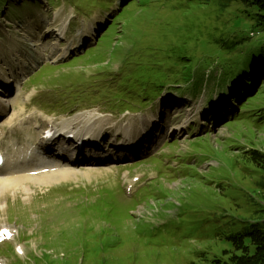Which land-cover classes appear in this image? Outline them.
I'll return each mask as SVG.
<instances>
[{
  "label": "rangeland",
  "instance_id": "1",
  "mask_svg": "<svg viewBox=\"0 0 264 264\" xmlns=\"http://www.w3.org/2000/svg\"><path fill=\"white\" fill-rule=\"evenodd\" d=\"M63 1L66 4L62 3ZM46 2L48 1L44 0L42 4L45 5ZM6 5H8V2L0 1V8ZM18 5L20 7H15L5 14L0 11V20L2 22L6 20L10 25L4 28L1 33L5 31L12 34L17 26L27 25L31 27L30 32H32V35L33 32H39V36L32 43L36 47L25 48L20 55V60L17 62L11 61L13 48L16 46L15 38L5 39L4 37L2 39L3 44H0V112L6 110L5 115L0 117V123H3L0 126V134L4 135L1 147L6 149H11V142H16L14 134L17 138H26L30 135V132H25L26 129L29 131L28 124H18V121H25L32 111L39 110L43 99L47 98V102L51 103L49 96L57 90L61 79L66 80L68 78V76H63V73L68 74L71 72V78L74 74H80V79L75 82L79 85L86 83L94 75L93 71L96 70L95 66L98 62L106 57L108 58L114 45L126 41L133 35L135 25L133 28L131 26L139 17L158 24L165 34H170L176 42L180 41V44L176 46L168 44L170 49L183 57L181 53L182 44L192 59L188 64L193 70L192 74H194V70L197 73L194 85L199 84L203 76L205 80L209 81L207 86L210 88L225 85V81H221L225 69H229V66L237 61L238 53L236 49L245 46L239 42L240 40L236 39L237 36L246 37L250 32L252 41L259 44L261 39H264V31L261 28L251 27L250 22L242 17L245 9L248 8L244 0H151L146 7L134 8L130 17L126 19L131 28L129 31L128 25L119 20L106 28L97 46L82 50L74 56L75 58L72 57L73 59L68 58L56 64H50L46 61L39 68L40 70L34 72L35 74L28 73L27 75L19 71L22 69L23 64L33 62L37 66L45 59L47 51L59 49L55 45L56 39L49 38L45 33L42 34L43 37L41 36V23L46 22L55 26L66 24L73 11L71 7H68L70 6L68 0H55V4L48 7L45 13H42L36 4L32 8L29 5H24L23 2L18 3ZM118 8V0H115L113 7H110L104 15L96 12L89 20L84 19V27H86L84 34L86 38H92V40L86 39L85 46H90L94 42V36L103 28L107 20L116 13ZM65 11H67L65 15L53 21L55 15L59 12L63 14ZM81 20L71 22L68 31L69 37H74L79 31L82 24ZM253 21L255 20L253 19ZM223 25L224 29L222 28ZM30 36V34H27L22 39L27 41ZM150 41L148 40L146 44H149ZM232 43L236 44L234 48ZM248 43L247 40L246 44ZM37 48L39 49L38 54L35 52ZM115 51L120 54L123 51V46H119ZM116 52L110 57L112 60H114ZM186 64L184 63L183 67ZM256 75L261 79L252 92L248 94V100L242 101L244 107L237 109V111L244 112L241 114L242 118L240 119V115H237L213 130H209V132L195 133L193 137L198 134L200 136L198 135L194 142L188 143V148L197 150L198 156L205 154L211 148L217 150L215 152L220 163V159L224 160V163L218 166L219 163L213 162L206 170H203L207 176L216 179L217 183L210 182L206 186L199 182L189 184V182L183 181L170 186L171 189H180V191H182V187H192L191 219L193 220L192 223L201 226L200 232L193 240L182 245L178 250H162L164 252H162L160 258L154 256L157 254L154 251H147V254L136 252L130 257V250L133 248L127 246V257L123 264H206L200 261L198 257L204 250H209L211 253L221 252L224 246L219 243L217 236L222 234L223 231H240V233H244L252 230L253 225H260L258 228L264 231V172L258 171L251 164H247L242 155L243 150L250 147L264 151V86L261 84V82L264 83V69H259ZM10 77L20 81V88L14 97L4 99L1 95L5 93L2 85ZM39 83H44L46 86L31 90V85ZM4 106H6V109ZM100 114L103 115V113ZM44 115L36 114L35 117L34 130L39 135L47 131L44 126L39 124L40 121H44ZM145 117H148V120L154 123L152 129H150ZM60 119L54 118L55 121ZM9 120L13 121L12 127L5 124ZM104 120L108 122V128H118L111 124L114 122L111 117L104 118ZM180 121V118L167 113L165 108L158 110L155 105L150 110L142 113V119L139 122L144 126L143 130H150V133L155 132L156 126L167 133L166 130L169 127L172 129L180 128ZM173 140H170L169 143ZM181 145L182 142L180 141ZM168 148L165 147L163 151L168 150ZM179 149L176 145L173 146V150L177 151ZM114 169L115 166H99L92 171H80L89 173L88 177H82L79 174L80 172L72 169L73 175H77L78 179L71 178L59 184L40 187L31 185V194L28 196L24 195L22 191L16 190V187L22 186L21 183L13 185L11 189L16 193L14 196L8 193L0 196V198L6 199L5 207H1L4 201H0V223L1 225L13 227L19 219L24 220L22 216L32 219L38 208L44 206L47 215L39 223V231L47 232L50 226L54 229L60 226V230L66 229L72 233L74 226L71 223L85 222V218L80 214H76L67 220L66 216H63L66 223L63 222L60 211L63 203L61 204L58 200H55L59 196L52 195L54 187L73 189L100 180L105 181L108 177V183H101L95 188L114 189L118 184L116 182L110 183L112 177L109 176V173ZM39 189L45 191V193L39 194ZM52 198L53 200L50 201ZM152 201L149 199V203ZM19 202H23L26 206L23 207V204ZM39 203L40 205H38ZM148 207L147 204H141L137 207L134 212L135 222H138L139 216L151 213V211L145 209ZM12 211L15 213L12 214ZM93 212L102 214L105 219H111L115 226L129 222L127 209H119L116 205L102 203L101 208L95 207ZM54 213L58 215L54 218H46L49 214ZM194 217L196 219H193ZM16 226L21 227L20 224ZM34 227L35 224L29 228V231ZM66 242L73 244L70 240ZM46 246H52L55 251H60L62 248L61 245H56L53 242L46 243ZM86 246L88 250H85L83 254L81 252L76 255L71 250H64V258L51 261L48 257H45V260L48 261V264H109L112 261L110 255H107V262L102 259L101 252L94 241H89ZM91 254L98 257L95 259ZM15 256H13V259ZM35 262L38 263V259Z\"/></svg>",
  "mask_w": 264,
  "mask_h": 264
},
{
  "label": "trees",
  "instance_id": "2",
  "mask_svg": "<svg viewBox=\"0 0 264 264\" xmlns=\"http://www.w3.org/2000/svg\"><path fill=\"white\" fill-rule=\"evenodd\" d=\"M244 2L248 8L245 9V13L242 17H245L250 22L251 27L254 26L257 28H261V30L264 31V0H244ZM126 13H128V11H126ZM253 19L255 21H253ZM140 32H141L140 29L136 28V33L140 34ZM132 43L136 45V50L134 54L137 57H139L140 53L142 52V45L137 43L135 39H129L127 41V44H132ZM260 44H261L260 49L258 51L260 54L252 55L250 58L251 62L250 60H248V63L245 65L246 70L247 71L250 70L254 74L257 71L256 68L262 62V58L260 55L264 54V39H261ZM168 48L170 49V47ZM170 51H172V54L174 55L175 59L178 60V58L181 57V56L179 57V55L174 50L170 49ZM131 57L132 54L128 50L122 68L119 71L120 75L116 76L113 79L112 84H110L109 87L107 86L108 84H106V82L102 80L99 81L98 84L95 86V90L97 91L98 95H95V91H94L93 95H91L90 97H96V96H101L102 94L110 93L111 94L110 96L115 98H123V97L127 98L128 97L127 93L129 92L128 89L132 86L130 80H133L134 75H136L137 77L136 84L140 83L139 79H141V82L145 81L146 79L141 76L138 67H136V65L138 64L132 61ZM181 60H183V58ZM237 63L239 64L238 61ZM235 64L236 61H234L232 66H229V69L233 70L231 68H233ZM97 73L105 77L106 74L110 73V69L109 67H99ZM146 74L147 72H143V75ZM119 77H121V79L118 80ZM256 79L258 82L257 76ZM261 84L262 86H264V83L261 82ZM259 90L258 93L260 92ZM87 91L88 90H85V93H87L85 95L89 96ZM133 96L135 100H138L136 94ZM124 107H126L127 109L130 108L129 105H124ZM241 118L242 115L240 114V119ZM242 155L244 157V161L247 164H251L258 171L264 172V151L250 147L244 149ZM210 158H211L210 156H205L203 158V161L208 160ZM190 165L192 168L196 170L195 172H191L193 177L191 180L199 181V183H203L204 185L207 186L208 184L206 182V178L208 176L204 174V171L200 170L199 171L200 173H198L197 165L196 164H190ZM192 193H193V189L191 191H185L186 202L188 206H184L182 210V219L179 222H172L166 227L167 236H163L162 234H160L156 238L144 239L140 235L137 237L136 234H129V235H125V237L122 238H118V239L114 238V242H107L106 245L102 246V249L100 250L102 259L107 262V255H110L112 257V261H110L109 264H116V263L123 264L127 257V253H126L127 246L133 248L132 250H130L131 251L130 257H132L136 252L147 254L146 253L147 251H154L157 252V254H155L154 256L156 258H160L162 256V252L171 249L178 250V248H180L182 245L193 240L194 236L187 234V230L193 222V220L191 219L192 217L191 211L193 205ZM193 219H196V217H194ZM73 226H74V233L78 235L80 244H82L85 235L80 230H78V228L75 225ZM259 226L260 225H253V227L256 229L253 228L252 230L245 231L244 233H240V231H234L236 233L232 231H227V232L223 231L222 234L217 236L219 243L224 246L221 252L211 253L209 250H204L202 254L198 257V259L206 264H264V231L258 228ZM86 237L90 239L95 238L94 235L87 233H86ZM165 239L169 243L170 247L158 248L157 247L158 242L163 241ZM69 240L72 241L70 237ZM103 241L104 240L99 242L103 244ZM84 244L86 243L84 242ZM81 246L82 249H85L83 245ZM86 250H88L87 247ZM93 257L96 259L98 256H93Z\"/></svg>",
  "mask_w": 264,
  "mask_h": 264
},
{
  "label": "bare ground",
  "instance_id": "3",
  "mask_svg": "<svg viewBox=\"0 0 264 264\" xmlns=\"http://www.w3.org/2000/svg\"><path fill=\"white\" fill-rule=\"evenodd\" d=\"M4 1H6V0H4ZM134 1L135 0H128V2H134ZM71 9L73 12L80 13V12H83L86 9V7L83 4L75 3L71 6ZM223 27L224 26H222V28ZM1 31L2 30L0 28V32ZM41 36L43 37V35H41ZM236 39L240 40L239 42L243 43L245 45V46H241L240 48L236 49L237 53H238L237 61L239 62V64L236 61V64L234 65V67L231 68L233 70L225 69L224 74H223V78L221 79V81L222 82L225 81L226 85L235 87L236 89L240 90L241 92H246L247 94H250L252 92L253 88L257 84L256 73L254 74L250 70L247 71L245 65L248 63V60H250V62H251L250 57L252 55L260 54L258 51L260 49L261 44H259L258 42L252 41L249 34L246 37L237 36ZM247 40L249 41L248 44H246ZM1 43H2V39L0 40V44ZM159 44H163V45L172 44V45L176 46V45L180 44V41L176 42L174 40V38L172 36H170V34H168V33L165 34V32H163L160 39H155L154 37H152V41L148 44V47L151 49V48H154L155 46H157ZM235 45L236 44L232 43L233 48L235 47ZM181 53L183 55L182 58H183L184 62L187 63L186 66H188L189 62H191L192 59L190 58V56L188 55V51L186 50V48L182 44H181ZM178 55L180 57V54H178ZM260 56L262 58V62L256 68L257 71H259V69H261V68L264 69V54L263 55L261 54ZM217 74H219V73H217ZM80 77H81L80 74H74L72 76V80L73 81L79 80ZM60 83L67 86V82L65 79H61ZM94 116H95L94 113L81 115V116H78L75 119L70 120V121H61L59 124L54 125L53 127H54L56 133H58V132H71L72 130L79 128L80 124L85 125V124L89 123ZM197 120H201L206 125H209L207 122H205L206 120H202L200 118H197ZM148 123H149V125H152V124H150V122H148ZM77 124H79V125H77ZM0 141H1V143H3V137L1 135H0ZM8 159H10V161ZM8 159L6 160V164L17 162L18 164H21L23 166H21V168H18L15 165L5 167L4 163H2L0 165V191L3 189L5 184L12 186L11 182H13V183H15L14 185H16L19 183L16 181H20L24 178L28 179L32 175H35V176L41 175V177H39L41 179H45V178H48L50 176H53V177L57 176L59 178L64 179L67 174L72 173V171H66V170L51 166V165H48V166L45 165L40 160L39 155L34 151V149L29 148L28 146H23L20 149L14 147V152H13L12 156L9 157ZM45 170H47V172ZM8 172H10V174H7ZM101 232H102V229H96L97 234H100ZM61 246H62V248L60 249L61 252H63L64 250H71L72 252H74L75 249L77 248L76 246H74L70 242H64L61 244Z\"/></svg>",
  "mask_w": 264,
  "mask_h": 264
}]
</instances>
